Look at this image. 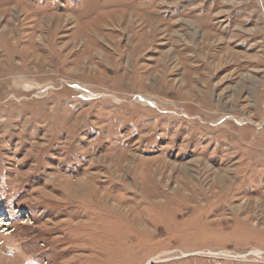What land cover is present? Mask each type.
<instances>
[{"label": "rangeland", "instance_id": "rangeland-1", "mask_svg": "<svg viewBox=\"0 0 264 264\" xmlns=\"http://www.w3.org/2000/svg\"><path fill=\"white\" fill-rule=\"evenodd\" d=\"M0 221V264H264V0H0Z\"/></svg>", "mask_w": 264, "mask_h": 264}, {"label": "bare ground", "instance_id": "bare-ground-1", "mask_svg": "<svg viewBox=\"0 0 264 264\" xmlns=\"http://www.w3.org/2000/svg\"><path fill=\"white\" fill-rule=\"evenodd\" d=\"M2 223V221H0V224ZM252 255L258 254V252H252ZM256 256V255H255Z\"/></svg>", "mask_w": 264, "mask_h": 264}]
</instances>
